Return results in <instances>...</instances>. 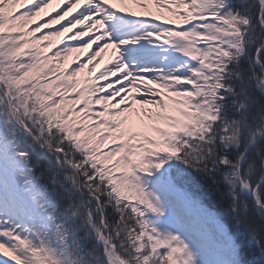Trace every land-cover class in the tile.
Wrapping results in <instances>:
<instances>
[{"label":"snow or ice","instance_id":"1","mask_svg":"<svg viewBox=\"0 0 264 264\" xmlns=\"http://www.w3.org/2000/svg\"><path fill=\"white\" fill-rule=\"evenodd\" d=\"M52 4L0 0V264H264V0Z\"/></svg>","mask_w":264,"mask_h":264},{"label":"rangeland","instance_id":"2","mask_svg":"<svg viewBox=\"0 0 264 264\" xmlns=\"http://www.w3.org/2000/svg\"><path fill=\"white\" fill-rule=\"evenodd\" d=\"M60 6H62L60 4V0H53V4L49 6V9L46 10L48 13H53V9H58ZM133 10H136V11H141V9L139 8H136L135 6H133ZM75 14V10H74V13ZM45 19L47 18L46 16L44 17ZM37 19H40V18H37ZM58 27V25H56ZM65 35H68V34H65ZM63 39V37H60V38H56V41L54 43H58L59 40ZM76 57H80L81 59L83 58V53H73L69 56V61L66 62L67 64H70V62L76 58ZM108 60V54H105L104 55V60L101 62V64L99 65V68H102L104 66V64L107 62ZM82 75H87V70H85V73H83ZM136 107H139L138 105Z\"/></svg>","mask_w":264,"mask_h":264}]
</instances>
